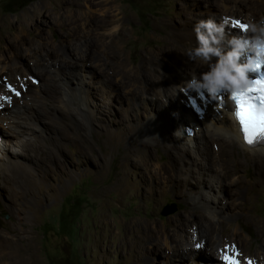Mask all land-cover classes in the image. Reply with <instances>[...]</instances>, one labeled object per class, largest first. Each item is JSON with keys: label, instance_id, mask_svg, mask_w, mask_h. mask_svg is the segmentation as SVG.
Wrapping results in <instances>:
<instances>
[{"label": "rangeland", "instance_id": "obj_1", "mask_svg": "<svg viewBox=\"0 0 264 264\" xmlns=\"http://www.w3.org/2000/svg\"><path fill=\"white\" fill-rule=\"evenodd\" d=\"M90 1L0 0V46L5 35L21 34L25 27L23 37L27 41L23 47L28 49L21 56L17 55L20 51L14 50L6 62L0 61V89L8 84L16 86V82L23 80L30 89L29 94L36 95L37 88L42 91L43 87L42 97L38 98L43 129L41 134L40 131L36 133L37 143L41 145L34 147L36 153L27 151L39 158L45 154L49 156L31 161L33 165L38 163L33 172L38 174L35 180L41 185L29 183L24 176L26 171L13 169L1 178L0 186V233L18 239L26 264H132L133 258L126 254L128 250L124 245L128 228L134 224L170 228L172 219L184 214L189 207L185 193L182 196L169 193L158 204L145 195L144 160L153 158L150 161L162 164L169 154L162 143L148 150L145 144L138 143L147 137L134 126L146 118L131 110V106L138 103L133 94L115 98L107 112L96 111L93 123L94 120L83 119L74 106L60 102V86L51 97L44 89L50 77L48 73L39 77V72L46 73L51 63L67 70L72 77L82 70H93L99 86H110L106 83L108 77L115 91L126 93L131 88L134 92H142V84L136 82L133 73L128 74L129 70L148 72L158 58L178 60L187 74L195 72L199 76L208 70L204 66L199 72L198 64L184 54L188 46L196 44L194 35L187 37L180 31L189 20L211 17L219 23L226 15L228 21L231 20L225 25V33L231 35L229 28L233 29L230 25H234L236 19L245 22L264 16V0H241L244 4L237 0ZM104 17L112 19V23L100 27L98 23ZM116 26L118 32L110 34ZM104 32L109 34L106 42L120 48L118 63L109 61L101 52L99 40ZM88 50L92 53L86 69L81 66L84 61L80 56ZM36 58L42 59V63L37 64ZM164 72L176 80L182 78L177 69H163ZM93 93V100L102 103L103 91ZM14 94L20 97L21 105L26 106V92L21 96L17 92ZM221 96L229 99L228 93H221ZM63 106L70 108L73 114H68ZM203 137L198 138L201 143ZM169 140L175 142L173 138ZM213 147L206 149V154L202 152L201 157L211 154L214 158L216 148ZM142 151L146 157L139 160ZM231 152L232 158L248 161L239 175L259 182L250 193L242 191L247 195L248 215L234 219L231 227L225 230L217 226L216 236L225 237V242L240 240L239 248L243 252L256 255L264 249V227L259 228L264 223V181L257 178L254 167L257 159L250 158L236 145ZM25 161L29 162V158ZM41 187L44 189L40 191ZM198 188L202 187L198 185ZM173 204L176 210L164 215L162 212ZM235 230L239 231V236L234 235ZM153 245L150 249L155 250L158 244ZM189 254L187 252L185 260ZM137 264H141L140 261ZM176 264L184 263L178 261Z\"/></svg>", "mask_w": 264, "mask_h": 264}, {"label": "bare ground", "instance_id": "obj_2", "mask_svg": "<svg viewBox=\"0 0 264 264\" xmlns=\"http://www.w3.org/2000/svg\"><path fill=\"white\" fill-rule=\"evenodd\" d=\"M237 1L244 4L241 0ZM225 18L226 24H228L231 19L228 21L226 15ZM198 20L200 19L189 20L185 26L180 28L181 33L187 37L192 34L195 38L193 28ZM109 22L112 23V19L104 17L103 21L98 24L100 27H105L110 24ZM175 22L179 27L178 22L176 20ZM230 26L233 27V29L229 28L231 35H238L242 31L233 24ZM24 28L21 29L23 32L21 34L3 37V44L0 46V61L6 62L9 59L8 55L14 50L20 51L17 53L20 56L23 55V51L28 50L23 47L27 41L23 37L25 35ZM117 32L118 26L113 27L110 34ZM108 35L105 32L101 35L102 38L99 40L102 47L101 52L109 58V61L118 63L120 48L106 42ZM91 53L92 51L88 50L86 54L80 56L84 61L81 65L82 68L87 69L88 56L91 58ZM168 60L164 61L160 58L154 60L153 65L155 66L150 67L148 72H131L129 70L128 74L131 76L133 73L136 82L142 84V92H134L131 88H128L126 93L122 90L120 92L116 90L118 91L116 92L112 80L108 77L106 83L109 82L110 86L107 88L102 84L99 86L95 81V71L93 70H82L79 75L72 77L73 74L53 63L50 68H46V73L39 72V77L48 73L50 82L44 88L47 93L54 97L56 93L54 90L60 86V102L74 106L83 119L92 122L94 120L93 123H95L96 111L99 112L101 109L100 112H107L115 98L133 94L138 103L131 106V110H135V115H145L146 118L145 121L142 120L141 123L138 122L137 126H134L138 132H145L147 137L140 139L138 143L145 144L147 150L151 146H158L162 143L166 153L169 154L162 164L150 161L153 158L144 160L146 161L145 167L143 166V173L146 175V178L144 177L145 195L158 204L169 193L175 196L178 193L181 196L185 193V201L188 202L189 207L184 214L172 219L170 228H158L150 224H134L129 227L128 237L124 236L126 238L124 245L128 250L126 254H130L133 258L132 264H137L139 261L141 264H176L178 261L184 264H227V261L224 260L226 255L237 259L239 264H249V262L264 264V249H261L262 251L260 250L261 252L256 255L251 252L245 253L239 248L240 240L225 242V237L216 236L219 231L217 226L223 227L225 230L231 227L234 219L248 215L246 212L247 201L245 200L247 195L242 194V191L250 193L255 183L259 182L253 178L248 180L244 175H239L242 167L248 165V161L232 158L233 146H239L247 156L258 160L254 164L258 172L257 178L264 181V144L251 145L246 141L230 97L225 99L220 93L212 98L206 91L188 89L186 81L191 79L192 74L198 75L195 72L187 74V70L179 65L178 60L171 58ZM35 62L41 64L42 59L36 58ZM194 64H198L199 72H202L203 67L207 66L203 61H198V63L195 61ZM163 69H177L182 78L176 80L174 76L162 73ZM23 81L16 82V86L8 84L0 89V186L1 178H5V175L13 169L26 171L27 174L24 173L26 180L33 185L40 186V182L35 180L38 174L33 172L34 168H38V163L33 165L31 161L33 162L34 158L37 160L49 158L47 154L39 158V155L27 152L30 149L36 153L37 148L35 150L34 147L39 145L36 133L40 131L41 134V129H43L38 110L41 102L38 98L42 97L43 87L41 86L42 91L37 88L36 92L34 91L36 95H32L29 94L30 89L25 86ZM7 86L13 91L9 90ZM17 88H21V90H15ZM48 90L51 92L49 93ZM95 90L103 91V99L100 104L93 100ZM15 92L20 96L26 92L25 99L21 98L24 99L26 106L21 105L20 97L14 94ZM130 98L132 97L130 96ZM11 103H13L12 106ZM65 111H68V114L71 113L70 108ZM188 130L193 133L187 132ZM202 135L204 137L201 143L198 138ZM169 138H173L175 142L172 143ZM211 146H214L213 148H216L217 151L214 150V158L211 157V154L201 157V153L206 154V149H210ZM191 153L193 157L190 156ZM143 157H146L145 151L140 153L139 160ZM27 158H29V162L25 161ZM93 167L96 168L94 164ZM232 174L238 175V177H231ZM170 182L174 183L170 184ZM198 185L202 188L197 189ZM39 189L41 191L44 188ZM123 227H125L124 224ZM263 227L264 223L259 228ZM238 232L235 230L234 235L239 236ZM153 244H158L155 245V250L150 249L154 248ZM187 252L190 254L185 260ZM147 254L148 256H146ZM0 263H27V259L22 256L18 239H14L13 236L8 237L4 233H0Z\"/></svg>", "mask_w": 264, "mask_h": 264}, {"label": "clouds", "instance_id": "obj_3", "mask_svg": "<svg viewBox=\"0 0 264 264\" xmlns=\"http://www.w3.org/2000/svg\"><path fill=\"white\" fill-rule=\"evenodd\" d=\"M226 23L211 17L198 20L193 28L196 44L184 53L189 60L203 61L208 68L199 76L192 74L186 81L187 88L206 91L212 98L220 93L246 92L255 85L252 73L257 63L264 64V16L246 20L247 29L238 35H226Z\"/></svg>", "mask_w": 264, "mask_h": 264}, {"label": "snow or ice", "instance_id": "obj_4", "mask_svg": "<svg viewBox=\"0 0 264 264\" xmlns=\"http://www.w3.org/2000/svg\"><path fill=\"white\" fill-rule=\"evenodd\" d=\"M233 23L240 30H246L248 27L239 20ZM260 68H264V64L258 62L255 71ZM233 97L236 101L235 115L246 141L252 144L264 140V75L256 78L255 85L246 92L233 93ZM224 260L227 264H239V261L230 255H226Z\"/></svg>", "mask_w": 264, "mask_h": 264}, {"label": "water", "instance_id": "obj_5", "mask_svg": "<svg viewBox=\"0 0 264 264\" xmlns=\"http://www.w3.org/2000/svg\"><path fill=\"white\" fill-rule=\"evenodd\" d=\"M175 210H176V206H175V204H173L172 206H170L169 208L164 210L162 213L164 215H167V214H170V213L174 212Z\"/></svg>", "mask_w": 264, "mask_h": 264}, {"label": "trees", "instance_id": "obj_6", "mask_svg": "<svg viewBox=\"0 0 264 264\" xmlns=\"http://www.w3.org/2000/svg\"><path fill=\"white\" fill-rule=\"evenodd\" d=\"M23 1H26V2L28 3V2H31V1H33V0H23ZM0 135H1V134H0Z\"/></svg>", "mask_w": 264, "mask_h": 264}]
</instances>
